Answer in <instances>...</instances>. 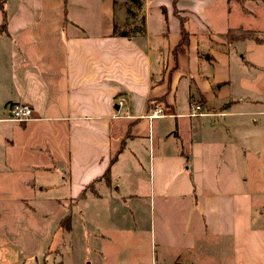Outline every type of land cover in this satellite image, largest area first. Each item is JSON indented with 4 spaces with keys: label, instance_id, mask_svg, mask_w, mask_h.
<instances>
[{
    "label": "crops",
    "instance_id": "0c3cea01",
    "mask_svg": "<svg viewBox=\"0 0 264 264\" xmlns=\"http://www.w3.org/2000/svg\"><path fill=\"white\" fill-rule=\"evenodd\" d=\"M241 28L258 40L220 37ZM190 92L211 115H188ZM22 102L31 118L9 120ZM10 200L41 237L33 264H63L72 210L99 203L137 223L89 218L98 264L102 240L114 264H264V1L0 0L2 216Z\"/></svg>",
    "mask_w": 264,
    "mask_h": 264
},
{
    "label": "rangeland",
    "instance_id": "374dc122",
    "mask_svg": "<svg viewBox=\"0 0 264 264\" xmlns=\"http://www.w3.org/2000/svg\"><path fill=\"white\" fill-rule=\"evenodd\" d=\"M132 5L136 4L132 2ZM8 127L10 126H7V128ZM58 192V188H56L51 193L46 192V197L48 198L47 202L45 203L47 204V213L48 216L52 218L55 217V214L60 212L54 209L50 203L51 199H54L55 196L58 197ZM112 196H114V193ZM110 199L112 200L113 197H110ZM14 202V200H10L5 204L7 206L6 208L10 209L6 216H2L0 214V245H2V250L6 256L8 264H16L18 260L20 263L22 262L21 264H33L35 258H41V256L38 255L41 237L30 230L26 213L21 211L18 206L14 207ZM97 206L96 210L91 211V214L88 213L90 212L89 210H82L81 207H79L81 215H78L77 213L74 214V211L72 210L70 231L63 234L64 242L61 244L60 249L56 251V254L52 257H49L50 261L53 259L55 261L62 259L63 264H66L69 260H72L75 264H80L82 262L83 264H98L102 261L99 260L97 255L91 250L94 236L89 221L90 217L91 219H95L94 216L109 217L113 223L120 222V220H122L121 222H125L128 225H131V223H137L134 205L132 203H129L125 207H113L111 205H106L105 203H99ZM109 221L110 220H108L107 223L113 224ZM103 222L100 223L98 221L96 223L99 229L101 225H103ZM50 224L53 223L50 222ZM86 242L87 246L85 249ZM106 242L107 241H101L103 246L102 251L104 253H108L110 257H108L107 261H103V263L114 264L115 260H113V255L115 254L117 248L114 244L111 248V246ZM105 244L111 249V251H113L114 254L112 256L110 251L107 250V246H105Z\"/></svg>",
    "mask_w": 264,
    "mask_h": 264
},
{
    "label": "built area",
    "instance_id": "2783aa9c",
    "mask_svg": "<svg viewBox=\"0 0 264 264\" xmlns=\"http://www.w3.org/2000/svg\"><path fill=\"white\" fill-rule=\"evenodd\" d=\"M117 102L119 105L123 104L121 100H118ZM188 109H189L188 115H191V116L211 115L208 112L202 110V105L197 104L193 101L189 103ZM31 113L32 112H31V108L29 107V105L23 102L22 103H12L8 105V119L9 120H13L16 122L27 121L31 118ZM145 116L149 120H152V119H155L156 117H165L169 115H166L163 112V109L160 106V104H155V107L150 109Z\"/></svg>",
    "mask_w": 264,
    "mask_h": 264
},
{
    "label": "trees",
    "instance_id": "16d2710c",
    "mask_svg": "<svg viewBox=\"0 0 264 264\" xmlns=\"http://www.w3.org/2000/svg\"><path fill=\"white\" fill-rule=\"evenodd\" d=\"M264 1V0H263ZM136 29H131L129 26H122V27H115L113 29V34L118 35V36H129L131 35V33L135 32ZM138 31H142L140 28H138ZM221 38L225 39V40H234V39H241V38H249V39H253V40H258L255 39L254 34L251 31L248 30H244V29H228L226 33L221 34L220 35ZM186 33L184 32V30H181L180 33V39H179V43L176 45L177 50H182L183 45L186 44ZM189 100L203 105V101L202 99L199 97H194L193 94L190 92L189 94ZM105 175V172L102 174V176Z\"/></svg>",
    "mask_w": 264,
    "mask_h": 264
}]
</instances>
